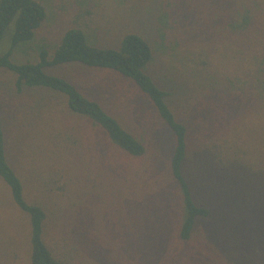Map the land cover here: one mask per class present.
I'll return each instance as SVG.
<instances>
[{"label":"trees","instance_id":"obj_1","mask_svg":"<svg viewBox=\"0 0 264 264\" xmlns=\"http://www.w3.org/2000/svg\"><path fill=\"white\" fill-rule=\"evenodd\" d=\"M174 3L182 8L159 0L154 9L161 39L184 20L230 43L247 35L264 55V0H192L197 15L175 28ZM78 8V17L94 16V7ZM46 18L38 0H0V43L8 40L0 69L17 93L32 92L24 108L0 111V180L27 226L18 246L0 228V264H264V75L255 98L236 99L226 85L212 93V76L202 88L198 69L172 71L170 93L147 72L154 51L144 36L121 31L117 47L105 48L76 25L35 47ZM177 46L161 43L168 55ZM25 50L30 62L12 59ZM67 64L113 71L149 100L174 140L164 172L156 176L145 144L81 85L45 71Z\"/></svg>","mask_w":264,"mask_h":264},{"label":"rangeland","instance_id":"obj_2","mask_svg":"<svg viewBox=\"0 0 264 264\" xmlns=\"http://www.w3.org/2000/svg\"><path fill=\"white\" fill-rule=\"evenodd\" d=\"M38 1L46 7L47 18L37 31L33 43L35 47L43 44L46 46L56 44L66 29L76 25L87 34L89 39H94L95 35V38L106 46L105 48L117 47L116 40L121 31L128 30L138 33L148 40L154 51V60L148 66V74L170 93L175 92L173 84L175 79L171 78L174 77L172 71L190 73L194 69H198L199 77L196 81L202 88L207 85V80L211 82L206 78L212 76L215 77L212 82L219 85V89L212 93L220 91V88L223 89L226 85V91H223V94H231V97L236 99L255 98L258 90L256 79H261L264 75L263 48H259L261 44L258 41L256 44L251 43L252 45L245 42L247 35L239 40L242 41L240 44L237 43L238 40L230 43L228 38H219L218 40V36L214 34L211 36L209 33L210 36H205L206 33L198 31V28L193 29L191 26H186L183 20L180 33L175 34V30H173L168 35L169 39H161L157 34L158 25L153 17L159 0H80L77 1L78 3H73V0ZM190 1L192 0H182L181 9L175 3V5L170 4L173 5L172 10L176 9L172 14V27L174 25L175 28L176 23L181 22L183 18H187V16L192 18L196 14L195 12L189 13L192 12L189 11L187 5ZM80 5L82 9L94 7V16L91 12H89L90 14L83 12L82 16L78 17L80 11H84L78 8ZM196 12L204 16L203 11L197 9ZM205 18L210 20L209 17ZM167 24L169 26V20ZM161 43L167 48L178 43V51L173 55H168L166 49L161 48ZM7 48L8 40L4 37L0 43V54ZM255 51H257L256 55H254ZM27 52L29 51H19L12 56V59L18 63L30 62L34 56L32 53L26 54ZM203 62L208 64L204 71L206 66L202 65ZM253 63L256 64V67H251ZM45 71L81 85L84 93L98 101L126 130L145 144L147 159L144 160L152 165L156 176L165 171L166 162L173 149V136L157 118L149 100L138 92L129 79L119 76L113 71L90 69L79 64L50 67ZM233 75L239 78V82H236L232 92L229 89V83ZM182 76L186 77V73H183ZM245 79L249 82H245ZM13 82V74L0 69V111L4 115L24 108L29 102L30 93H32L26 90L22 94L17 93ZM88 90L91 94L95 92L98 94L91 95L87 93ZM201 91L198 89L196 93ZM194 92L193 87V90L188 94L192 96ZM179 97L181 96L172 97L173 108H177V102H182ZM184 101L183 103L187 105L188 101ZM26 187L31 190L30 183ZM0 226L3 237L12 238L17 246L20 242L23 243L27 232L24 217L13 205L9 190L1 180Z\"/></svg>","mask_w":264,"mask_h":264}]
</instances>
